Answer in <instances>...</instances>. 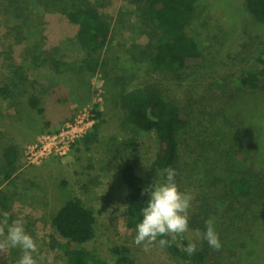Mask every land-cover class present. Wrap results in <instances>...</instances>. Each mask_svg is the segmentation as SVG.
<instances>
[{"label":"rangeland","instance_id":"rangeland-1","mask_svg":"<svg viewBox=\"0 0 264 264\" xmlns=\"http://www.w3.org/2000/svg\"><path fill=\"white\" fill-rule=\"evenodd\" d=\"M102 1L104 6L96 4L110 24L109 40L102 54L107 61L105 68H113L115 76L128 77L131 80L128 90L141 87L143 82H149L148 66L140 54L141 46L148 38L141 32L135 7L127 0ZM19 4L21 7L0 0V86L7 79L9 52L16 62H22L25 47L38 40H42L44 49L59 47L66 61L79 62L85 57L77 38L76 24L63 14L45 11L35 0H29L27 5ZM197 14L189 32L207 52L206 61L181 71L179 79L160 74L154 81L167 99L191 116L195 130L200 127L199 122L207 124L211 117L218 118V125L224 117L228 118L230 123L223 127L227 129V135L233 136L234 142L243 136L247 144V150L240 153L248 154L257 166L261 163L264 166V90L244 86L238 79L245 68L256 65L255 57L264 47V22L248 12L245 0H199ZM93 68V73L88 70L78 75L68 71L57 75L48 66L30 64L27 69L30 78L45 86L51 85L55 92L49 101L45 98L47 119L51 122L48 131L35 128L24 110L16 114L8 101L0 96V132L10 130L1 138H17L24 144L23 162L35 164L26 180L16 182V186L10 184L12 191L18 193V200L12 203L13 213L37 219V242L41 253L51 258V264L65 262L63 252L50 245L51 237L58 238L51 217L62 199L74 196L94 210L96 236L85 244L93 257L105 264H117L112 249L126 246L130 251L129 264H186L158 244L145 251L134 243L136 228L127 226V188L121 177L122 159L110 158L106 150L112 137L119 141L134 138L136 146L128 149L129 155L134 159L137 174L149 178L158 143L153 133H135L130 127L122 126L120 109L111 99L114 76L107 77L103 73L105 68L100 66ZM81 80H88L89 86ZM95 106L104 111V121L92 143L85 144L84 139L93 131L97 119L68 149H64L65 153L53 151L36 160L26 154V150H30L28 146L40 143L42 135L59 132L67 121L74 120L79 114L82 116ZM74 109V116L69 119ZM219 112L222 116H218ZM187 136L189 138L186 137L187 141L181 146L180 165L175 168L180 189L194 197L190 231L183 239L196 243L197 250L205 252L202 264H264V176L263 179H254L251 197L225 194L232 177L230 174L224 177L223 183L226 184L222 186L221 183L215 192L200 187L197 174L188 180L186 177L195 173L189 167L196 168L198 155L195 141ZM90 178L95 183L88 182ZM163 180L161 173L156 182ZM203 209L207 212H202ZM210 218H215V227L222 241L218 251L210 248L198 235L205 229L197 222L203 219L205 226ZM175 242L182 245L180 237ZM8 256L9 252L0 256V261Z\"/></svg>","mask_w":264,"mask_h":264},{"label":"trees","instance_id":"trees-1","mask_svg":"<svg viewBox=\"0 0 264 264\" xmlns=\"http://www.w3.org/2000/svg\"><path fill=\"white\" fill-rule=\"evenodd\" d=\"M8 1L11 4H18V7H21L19 3L27 5L29 2V0ZM35 1L45 11L63 14L70 22L76 24L77 38L85 51V57L81 61L69 62L62 58L59 47L44 49L42 40H38L25 47L22 62H16L12 52H9L8 75L5 83L0 86V96L8 101L16 114L24 110L32 125L43 132L51 129V122L46 114L45 98L49 101L55 92L51 85L45 86L38 80L30 78L28 67L31 63L35 67L48 66L57 75L68 71L82 75L88 70L91 73L95 72L94 66L105 68L107 61L102 54L109 40L110 24L107 16L96 4L104 6L102 0ZM127 1L134 5L139 24L142 26L141 32L148 38L147 43L141 46L140 54L141 59L146 61L148 66L146 74L149 82L145 81L141 87L128 90L127 85L131 81L128 77L115 76L112 74L113 68H105L103 73L107 77L114 76L110 91L111 99L120 109L122 126L130 127L135 133H153L158 143L149 178H142L137 174L134 159L129 155L128 149L136 146L134 138L119 141L112 137L110 146L106 150L110 158L122 159L121 177L127 188L125 194L128 204L127 226L136 228L137 223L142 219V209L150 198L148 195H141L142 191L156 184V178L169 166L179 167L181 146L187 141V134L195 141L198 149L195 158L197 166L189 167L195 173H189L186 176L187 180L197 174L200 187L215 192L220 188L221 183L222 186L226 184L223 183L224 177L230 174L232 177L227 183L225 194L238 198L251 197L254 179H263L264 166L262 163L257 166L248 154L240 153L247 150V144L243 141V136H239L234 142L233 136L227 135V129L223 127L227 125L229 119L224 117L218 125L216 121L218 118L214 116L207 124L199 122L200 127L195 130L191 116L167 99L154 81L160 74H168L173 79H179L181 71L202 65L206 61L207 52L189 32V27L198 15L199 0ZM245 4L248 12L255 19L264 22V0H245ZM255 58L256 65L245 68L238 75V79L244 86L264 90V47L258 51ZM81 82L89 86L88 80ZM75 110L72 111L69 119L74 116ZM91 111L98 121L94 124L93 131L85 135V144L93 142L99 126L104 121V111L96 106ZM218 116H222V113L219 112ZM7 121L12 125L11 121L9 122L8 119ZM5 131L9 133L10 130L0 132V211H7L10 214V222L17 218L23 219L26 231L36 238L37 219L31 215L19 217L13 213L12 203L18 200L16 199L18 193L10 188V184L16 186V182L26 180L30 168L35 167V164L27 165L23 162L24 144L17 138L11 137L8 140L1 138L5 136ZM162 177L165 179L166 173ZM88 182L95 183V180L90 178ZM202 212L207 211L203 209ZM203 222L202 219L197 224L205 229ZM51 224L58 238L51 237L50 245L63 252L64 264H105L99 258L93 257L85 247V244L96 236V217L93 208L81 198L74 196L62 199L51 217ZM167 238L171 240V237ZM181 243L182 245H178L174 241L164 249L171 255L182 258L186 264L203 263L206 257L204 251L197 250L192 256H188L182 251L188 242L181 239ZM112 251L116 255L117 264L131 262L130 251L126 246H115ZM8 252V258L0 261V264H13L21 256L19 249H9Z\"/></svg>","mask_w":264,"mask_h":264},{"label":"clouds","instance_id":"clouds-1","mask_svg":"<svg viewBox=\"0 0 264 264\" xmlns=\"http://www.w3.org/2000/svg\"><path fill=\"white\" fill-rule=\"evenodd\" d=\"M165 173L163 182L151 185L141 193L150 198L142 209L141 221L136 225L134 243L142 246L145 251H150L157 244L162 249L166 248L177 237L185 238V234L190 231V209L194 197L180 189L176 182L175 168L169 166L162 175ZM198 235L207 241L210 248L218 251L222 247L215 218L208 219L205 231ZM167 237H171V240ZM9 249L20 250L21 256L17 264H51V258H46L41 253L37 239L26 231L25 221L17 218L10 222V214L0 211V256ZM182 251L192 256L197 251V245L189 242Z\"/></svg>","mask_w":264,"mask_h":264},{"label":"built area","instance_id":"built-area-1","mask_svg":"<svg viewBox=\"0 0 264 264\" xmlns=\"http://www.w3.org/2000/svg\"><path fill=\"white\" fill-rule=\"evenodd\" d=\"M95 121V114L91 110L82 116L79 114L74 120L67 121L59 132L53 135H42L43 139L41 138L40 143L28 146L30 150H26V154L36 160L38 157L53 151L60 154L65 153L66 150L64 149H68L69 145L85 133Z\"/></svg>","mask_w":264,"mask_h":264}]
</instances>
